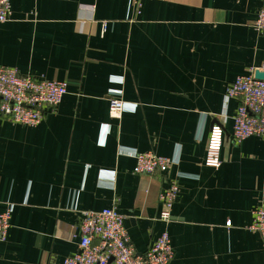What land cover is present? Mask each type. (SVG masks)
I'll return each mask as SVG.
<instances>
[{
    "label": "crops",
    "instance_id": "1",
    "mask_svg": "<svg viewBox=\"0 0 264 264\" xmlns=\"http://www.w3.org/2000/svg\"><path fill=\"white\" fill-rule=\"evenodd\" d=\"M264 0H12L0 23V66L65 82L37 126L0 113V213L14 206L0 264H58L78 251L85 212L115 208L147 252L167 230L171 264H264L249 230L264 204V139L232 140L228 87L264 67ZM112 99L126 103L120 118ZM218 167L205 165L212 129ZM172 159L134 172L139 153ZM177 181L170 225L160 195Z\"/></svg>",
    "mask_w": 264,
    "mask_h": 264
},
{
    "label": "built area",
    "instance_id": "2",
    "mask_svg": "<svg viewBox=\"0 0 264 264\" xmlns=\"http://www.w3.org/2000/svg\"><path fill=\"white\" fill-rule=\"evenodd\" d=\"M143 0H129L130 5L142 7ZM12 0H0V23L10 21ZM254 27L264 33V8L259 11ZM264 69V67H262ZM254 70L248 75L238 76L228 87L226 96L237 101L233 118L232 140L236 145L250 137L264 139V81L254 78ZM68 93L65 82L36 79L21 75L16 69L0 66V113L13 123L37 126L44 118L46 109L57 107ZM127 110L126 103L119 99L110 101L111 117L120 118ZM224 131L215 126L208 140L205 165L218 167L219 153L223 145ZM136 160L134 172L153 175L168 173L173 167L172 159L160 157L152 152L132 156ZM180 192L177 181L160 195L159 221L170 225L173 208ZM14 206L8 205L0 213V243L8 239ZM249 230L260 235L264 246V204L254 211ZM125 217L115 208L99 212H85L79 226L78 251L58 264H171L174 251L169 232L165 230L155 244L145 253H138L130 244L125 228Z\"/></svg>",
    "mask_w": 264,
    "mask_h": 264
},
{
    "label": "water",
    "instance_id": "3",
    "mask_svg": "<svg viewBox=\"0 0 264 264\" xmlns=\"http://www.w3.org/2000/svg\"><path fill=\"white\" fill-rule=\"evenodd\" d=\"M253 75L256 80L264 81V69L263 68H256L254 70Z\"/></svg>",
    "mask_w": 264,
    "mask_h": 264
}]
</instances>
